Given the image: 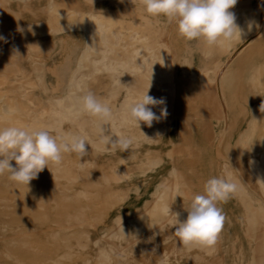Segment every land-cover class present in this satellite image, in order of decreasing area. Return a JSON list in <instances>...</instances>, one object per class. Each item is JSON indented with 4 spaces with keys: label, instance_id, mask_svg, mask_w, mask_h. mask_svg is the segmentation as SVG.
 I'll use <instances>...</instances> for the list:
<instances>
[{
    "label": "rangeland",
    "instance_id": "rangeland-1",
    "mask_svg": "<svg viewBox=\"0 0 264 264\" xmlns=\"http://www.w3.org/2000/svg\"><path fill=\"white\" fill-rule=\"evenodd\" d=\"M31 1L39 10H47L53 4L66 11L70 8L68 5L69 0ZM125 1L127 0H123V2ZM131 1L135 7H141L143 3L142 0ZM123 2L121 0H104L101 2L95 0H73L74 5L72 7H80L75 19L77 28L74 29V35L71 36V29L54 34L58 46L63 47V44L71 41L72 55L74 56L72 74L82 64L81 56L88 48L86 32L79 28L80 21L84 18V15L93 14L96 11L111 13L119 11ZM78 8H76L77 11ZM234 8L242 10V13L237 15V23L240 26H242L244 19L247 18L246 16H250L259 27L253 25L252 31L243 36L241 40L231 45H225L224 48H209L203 41H187L180 36L177 30V45H171V47L172 51L177 53V69H183L180 72L181 74H178L175 79L174 113L169 122L168 131L161 135L150 136L147 139L144 133L148 131V126L141 123V128L131 127L126 133L127 136L136 137L135 143L126 151L117 147L113 150H103L100 154L94 156V149L90 144L86 143L88 153L86 156L81 158L75 152L64 154L62 160L64 164L70 161L74 165L81 164L84 166V179L74 180L71 184H69L68 180H60V184L70 185V189L64 194L69 195L72 201L75 199H78V201L74 204H65L63 203L64 199L60 197V199L58 198L59 206H48L46 210H40L36 206V210L26 213L27 216L18 217L21 223H30L25 227L26 232L32 233L31 229L36 228L39 236L36 239L48 241L50 238L49 232L58 231L60 233L59 227L71 223L75 224V217H82V224L85 230L88 231V236L86 238L69 237L67 240L70 241L71 246L80 255H87L92 264H96L98 256L109 244L120 250L118 253H112L113 260L111 262L113 264H149L162 258L165 252H171L175 248L182 251V264H215L198 246H183L175 233V226H172L173 223L171 224L167 220L162 219L161 222H165L162 223L161 227L151 228L149 224L153 225L152 219H144L141 216L147 212L153 201L159 200L158 194L163 191L164 185L173 178L171 173L173 167L182 176L190 180L191 188L197 195L204 193V184L208 177L222 174V168L225 164L231 166L232 170L241 177V191L244 193H239L238 195L241 198L243 195L245 201V205L240 207L239 212H237V217L236 213L232 214L229 212L228 214V211L227 213L224 212L225 220H228L230 225H232L239 222L241 219L238 220V218H242V216L245 217L243 218L244 222L247 221L248 216L254 220V225H264V190L259 186V179L254 171V167L262 163L263 159L260 154H256L253 150L254 145L259 142L258 139L262 137L261 133L264 134V132L261 130L262 126L259 125L249 145L239 147L238 144L249 127L251 117L249 115L247 117L243 115L237 116L230 107V102L236 92H243V94L252 99L250 102L256 106L260 105L261 107L264 104V90L261 88L253 90L249 79L244 76L247 66L244 56L247 57L250 53L251 55L248 58L262 56L263 59L264 56V0H238ZM243 11H245L244 14ZM54 17L57 16L54 15ZM47 18L48 16L41 15L37 20H34L31 15L26 13L20 18V21L26 28L31 25L34 30H37L43 22H46ZM153 18L158 26V38L163 42H167L168 33L177 24L175 22H167L163 16ZM55 20L56 24L61 23V19ZM247 26H242L246 32ZM2 45L8 46L9 41H3ZM261 45L263 46L262 48H260ZM250 48L251 52H249ZM18 49L22 51L21 48ZM102 51L103 46H97L96 51H94L95 54L92 55L93 59L100 57ZM45 54L40 52L39 54L31 55L25 62V68L31 73V78L37 85L36 92L38 96L43 102H49L54 98L63 97L67 89L64 87L54 92H47L41 85L39 76L42 70L40 66L45 63ZM194 57H197V60L199 59V64L201 65V68L197 71L198 73L191 69ZM260 61L261 69L264 70V60ZM93 66V61H90L87 67L81 69L79 75L84 77L85 80L90 78L89 75L94 72ZM240 66L243 68L242 71L244 70L243 74L239 72L233 73ZM202 73H206L210 80V84L206 87L202 82ZM17 78L18 76H11V83L3 87L4 92L2 95L4 98L13 99L18 96L13 91H16L18 87ZM227 80L231 82L226 83ZM100 85L101 89L98 90L97 97L108 96L112 88V78L109 75L102 76ZM7 90L12 91L7 93ZM128 98L126 91H122L115 97V103L118 106H122ZM240 103L245 105L246 102L240 99ZM262 116H264V113ZM50 129L54 130V135L68 134L71 131V126L69 123H65L61 130ZM107 129L110 133V129ZM108 132H105V135H109ZM99 138H102L101 135H99ZM149 151L160 157L162 160L161 164L153 171H146L144 175H137L138 167L136 166L138 165L132 163V160L136 157L142 158ZM121 161L128 162L125 165L130 166V172L132 171L135 175L129 179L116 180L112 174L111 167L121 166L122 164H119ZM71 174L75 175L77 172L75 173L74 171ZM5 176L8 175L4 174ZM248 180H252L253 186L248 183ZM45 187L46 183L32 180L27 191H25L27 193L20 198L22 205L4 209L5 218L0 223L5 220L15 223L17 215L24 214L18 210L31 209L29 197L37 190H42L46 199H56L59 193L52 194ZM85 189L91 193L90 198H85L81 194ZM238 195L234 196L232 194L229 196L226 200L225 209L229 211L230 209L238 210L237 204L240 202ZM0 196L9 197V193L0 189ZM191 201L187 202L186 199L178 196L174 199L172 207L184 208ZM244 207L246 212L242 215L241 211H244ZM226 221L224 224H226ZM142 223L147 226L145 231L141 227ZM50 226L53 228H50ZM119 226L128 232V237H113ZM224 230L226 228L223 225L218 240H221ZM231 230V234L235 237L237 236L236 239L238 240L236 241L239 244V239L241 241L244 239L243 235L241 236L243 230ZM72 231L81 234L80 229L68 232ZM253 232L255 237L264 236V228L257 227ZM60 235V239L66 240L62 233ZM260 239H257L258 242L261 241ZM253 241L256 242V239H252ZM103 242L106 243L104 244ZM49 247L55 248L50 244ZM65 253L66 249L62 246L59 250L53 251L52 255L64 259ZM128 256L133 259H128ZM67 264H72V262ZM242 264H251V261L242 262ZM253 264L261 263L255 261Z\"/></svg>",
    "mask_w": 264,
    "mask_h": 264
},
{
    "label": "bare ground",
    "instance_id": "bare-ground-1",
    "mask_svg": "<svg viewBox=\"0 0 264 264\" xmlns=\"http://www.w3.org/2000/svg\"><path fill=\"white\" fill-rule=\"evenodd\" d=\"M95 1L101 2L104 0ZM247 3L249 5V1ZM68 5L70 8L67 11L63 8L61 9L56 4H53L47 10H39L31 0H0V36L5 37L6 41H9V45L5 46L2 45V42L5 40H0V125L31 128L46 127L61 130L63 124L69 123L71 131L68 134L79 133L82 130L88 135L93 145L94 156L100 154L103 150H113V147H109L103 142L102 138H99L100 134L97 130L99 121L96 118L81 113L79 104L77 103V98L86 91H91L97 96L98 90L101 89L102 76L109 75L112 78L110 93L108 96H101L99 98L107 100L110 103L113 111L111 123L113 131L127 136L126 133L131 128V126L121 127V120L124 114L123 105L125 103L122 106L116 105L115 97L122 91H126L128 99L142 96L150 88L149 95L157 99H165L169 115L166 119L162 118L159 122L154 121L153 125L148 127V131L145 134L147 135V139H149L150 136L161 135L167 132L169 122L174 113L175 79L178 74H181L180 72L183 69H177V53H174L171 47V45H177V25L172 28V32L168 33V41H161L158 38L157 23L152 16L150 17L147 14L144 4L142 3L141 7H135L131 0L121 3V9L116 12L96 11L93 14L84 15V18L80 21L79 28L86 32L88 48L81 56V67L79 66L75 73L72 74L74 56L72 55L71 41H67L62 47L58 46L55 39L57 33L61 31L66 32L69 29H71V36H73L75 33L74 29L77 28V21L75 19L80 7L73 8V0H69ZM76 8H78V11ZM231 11L236 14V17L242 13L240 8H233ZM26 13L31 15L34 20H37L41 15H46L48 18L46 22L41 24L39 29L34 30L31 27V31H29V27L23 26L22 21H20V18ZM244 13L245 11H243ZM54 15L57 17H54ZM246 17L242 24L243 27L248 25V22L252 20L250 16ZM55 19H61V23L56 24ZM70 23L75 24L69 27ZM21 28L23 32L18 30ZM97 46H103V51L100 57L93 59L92 55L95 54L94 51H96ZM262 47L261 45L260 48ZM18 48H21L22 51ZM40 52L46 53L44 57L45 63L43 66H40L42 73L39 76L43 88L47 92H54L64 87L67 89L63 97L54 98L49 102H43L38 96L36 92L37 85L31 78V73L25 68V62H27L31 55H36ZM249 52H251V48ZM249 55L251 53L247 57L244 56L246 58L245 64L247 65L244 76L249 79L253 90H257L258 88L264 90V70L261 69L262 65L260 64V60H264V56L263 59L262 56L248 58ZM90 61L94 63V72L89 75L90 78L85 80L84 77L79 75V72L82 68L87 67ZM199 63V59L197 60V57H194L191 69L196 73L201 68ZM242 69L240 66L233 73L239 72L243 74L244 70L242 71ZM203 74L202 82L206 87L210 84V80L206 73ZM11 76H18L16 80L18 87L16 91L13 90L18 96L13 99L9 97L4 98L2 95L4 92L3 87L11 83ZM229 82L231 81L227 80L226 83ZM11 91L7 90L6 92L9 93ZM240 99L246 102L245 105L240 103ZM250 101L252 99L243 94V92H236L230 102V107L235 111L237 116L243 115L247 117V115H250L251 117L249 127L240 139L239 147L249 145L259 125L262 126L261 130L264 132V116H262L264 112L260 114V105L256 106ZM162 107L164 105L155 106L153 107V111L159 115ZM106 128L110 129V125H107ZM261 135L262 137L258 139L259 142L254 145L253 150L256 154L262 156L263 162L255 166L254 171L259 180H264V134L261 133ZM133 137L136 140V137ZM117 138L114 134L112 135L113 140ZM161 161L160 157L155 156L149 151L142 158H134L132 163L138 165L136 166L138 167L137 175H144L146 171H153L161 164ZM11 163L15 166V161ZM88 163L93 164L92 162ZM127 163L121 161L119 163L122 164L121 166L111 167L112 174L116 180L122 178L129 179L135 175L132 171L130 172V166L125 165ZM50 167L53 172L46 167L39 174V177L33 180L46 183L45 189L52 194L58 192L59 195L56 199H46L43 196L42 190H37L29 197L31 209L18 210L24 214L17 215L15 223L6 220L0 223V264H67L68 262H72V264H92L87 255H80L71 246L70 241L67 240L69 237L76 238L78 236L86 238L88 236V231L85 230L82 224V217H75V224L71 223L59 227L60 233L50 230L48 241L36 239V237H39L37 235L38 229L36 228L31 229L32 233L26 232L25 227L30 223H21L18 219L20 216H27L26 213L32 212L31 210H36V206L40 210H46L48 206H59L58 198L60 199V197L64 199L63 203L65 204H74L78 201V199L72 201L69 195L64 194L70 189V185L60 184V180H68L69 184H71L74 180L84 179V166L81 164L74 165L70 161H67L66 164L62 162L59 165L52 164ZM74 171L77 174L72 175L71 172ZM171 173L173 178L164 185L163 191L158 194L159 200L153 201L147 212L141 216L144 219H152L154 228L161 227L162 223L165 222H161L162 219L167 220L171 224L176 221L174 214L169 216L161 214V209L164 206L171 207L174 213H179L180 220L186 219L188 215L186 208L172 207V203L179 195L186 200L196 195L191 188L188 178L182 176L175 167L172 168ZM104 179L106 180L105 177ZM29 185L17 184L11 181L9 175L5 177L4 175H0V189L9 193V197L0 196V221L5 218L4 209L22 205L20 198L23 194L27 193L25 191H27ZM81 194L85 198H90L91 193L85 189ZM143 223L141 227L145 231L147 226L143 225ZM50 228L53 227L50 226ZM79 229L81 234L76 231L68 232L71 230L78 231ZM123 229L119 226L113 237H128V232ZM61 233L66 240L60 239ZM103 243L105 244L106 242ZM49 244L55 248H50ZM62 246L66 249L64 259L53 256L52 252L59 250ZM198 247L215 264H219V242L216 244L214 250ZM118 252L120 250L109 244L98 256L96 264H113L111 262L113 260L112 253ZM181 252V250L175 248L171 252H165L162 258L149 264H182ZM128 259L133 258L128 256Z\"/></svg>",
    "mask_w": 264,
    "mask_h": 264
},
{
    "label": "clouds",
    "instance_id": "clouds-1",
    "mask_svg": "<svg viewBox=\"0 0 264 264\" xmlns=\"http://www.w3.org/2000/svg\"><path fill=\"white\" fill-rule=\"evenodd\" d=\"M142 2L148 15L163 16L167 22H175L181 37L187 41H203L209 48H224L225 45L241 40L252 31L253 25L259 27L255 21L250 20L246 32L237 23L236 14L231 9L238 0H142ZM72 24L75 23H70L69 27H72ZM18 30L23 32L22 28ZM0 40L6 41V38L0 36ZM149 89L142 96L126 100L123 105L122 128L129 126L141 128V122L151 127L154 121L159 122L162 118H167L169 113L165 99L149 95ZM77 103L81 113L99 121L97 130L106 145L126 151L135 143L134 137L112 130L113 111L107 100L86 91L77 98ZM159 105L164 107L157 115L153 107ZM260 111L264 112V104L261 105ZM107 125H110V133ZM53 131L46 127L0 125V175L8 174L17 184L29 185L46 167L52 171L50 165L62 163L64 154L75 152L82 158L88 154L86 143L93 148L90 138L82 130L79 133L56 135ZM105 132L109 135H105ZM113 134L118 137L116 140L112 139ZM12 161H15V166ZM258 183L264 190V180H258ZM239 190L240 185L232 167L225 164L222 174L209 178L204 184V193L195 195L190 205L185 207L188 213L186 219L180 220L179 213H174L168 206L161 209V214L175 215L176 221L172 226H175V233L183 246L196 245L214 250L225 222V216L218 204ZM149 227L153 225L149 224Z\"/></svg>",
    "mask_w": 264,
    "mask_h": 264
},
{
    "label": "crops",
    "instance_id": "crops-1",
    "mask_svg": "<svg viewBox=\"0 0 264 264\" xmlns=\"http://www.w3.org/2000/svg\"><path fill=\"white\" fill-rule=\"evenodd\" d=\"M233 173L240 185V190L237 191L233 195L236 196V194L238 195L239 193L243 194L244 192L241 191L242 190L241 177H239V175H237L234 171ZM209 178L211 177H208V179ZM251 181L252 180H248V183L251 186H253L252 184L253 182ZM238 196H239V201H240L237 204L238 210L236 211L234 209L232 210L230 209L229 211L228 209H225L226 201H223L218 204V207L222 209V213L224 212L227 213V211H228V214L229 212H231L232 214L236 213V217H237V212H239L240 207H243L245 205L243 195H242V198L240 195ZM190 200H192V198L186 201L189 202ZM241 212H242V215L245 214L246 212L245 207H244V211L242 210ZM243 218L245 217L242 216V218H238V220L241 219L242 221L239 220V222H236L235 224H232V225H230L228 220L227 221L225 220L226 224H224V227L226 228V230L222 232L221 240H218L219 242V252H218L219 264H242V262H248V261H251V264H253L255 261H257V263L264 264V236L255 237L254 232H253V230L256 229L257 227L264 228V225L256 226V224L254 225V220L250 219L248 216H247L248 219L245 222ZM231 229H235V230L242 229L243 230V232L241 233V236L243 235L244 239L242 241L241 239H239L240 240L239 244H237L238 242L236 241L238 240L236 239L237 236L235 237L234 235L231 234L232 232ZM252 239H256V242L254 241L252 242ZM257 239H260L261 241L258 242Z\"/></svg>",
    "mask_w": 264,
    "mask_h": 264
}]
</instances>
